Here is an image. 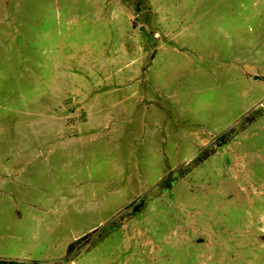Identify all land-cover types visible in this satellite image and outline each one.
Listing matches in <instances>:
<instances>
[{"label":"rangeland","instance_id":"rangeland-1","mask_svg":"<svg viewBox=\"0 0 264 264\" xmlns=\"http://www.w3.org/2000/svg\"><path fill=\"white\" fill-rule=\"evenodd\" d=\"M0 259L264 264V0H0Z\"/></svg>","mask_w":264,"mask_h":264},{"label":"trees","instance_id":"trees-1","mask_svg":"<svg viewBox=\"0 0 264 264\" xmlns=\"http://www.w3.org/2000/svg\"><path fill=\"white\" fill-rule=\"evenodd\" d=\"M0 264H16V263L0 259ZM30 264H42V263L33 262V263H30Z\"/></svg>","mask_w":264,"mask_h":264},{"label":"water","instance_id":"water-1","mask_svg":"<svg viewBox=\"0 0 264 264\" xmlns=\"http://www.w3.org/2000/svg\"><path fill=\"white\" fill-rule=\"evenodd\" d=\"M139 30H140L144 35H146V31L144 30L143 27H140Z\"/></svg>","mask_w":264,"mask_h":264}]
</instances>
